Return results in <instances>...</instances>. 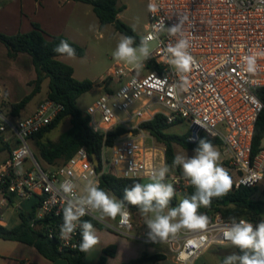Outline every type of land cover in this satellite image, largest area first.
<instances>
[{"label":"built area","instance_id":"obj_1","mask_svg":"<svg viewBox=\"0 0 264 264\" xmlns=\"http://www.w3.org/2000/svg\"><path fill=\"white\" fill-rule=\"evenodd\" d=\"M150 3L156 10H149L143 37L149 33L157 37L151 41L156 43L154 51L139 69L116 62L107 79L115 86L101 87L102 95L86 110L89 127L105 139L116 129L123 132L111 146H103L100 168L86 149L80 148L67 162L43 169L31 138L61 114L63 105L45 99L33 113L19 116L0 102V144L8 147V158L0 165L1 226L9 225L5 215L9 194L16 205L38 196L40 203L30 220L31 228L43 229L49 239L57 238L60 249L76 248L79 229L67 240L60 234L69 199L60 184L72 180L76 184L74 194L79 197L88 180H96L100 186L101 176L108 172L121 178L148 179L153 169L167 164L166 147L142 127L158 115L168 125L187 123L186 141L190 144L197 143L201 134L216 140L224 156L223 167L236 187L258 186L264 180V147L252 156L256 123L264 109L256 95V90L264 87V0H148ZM180 17L186 18L182 35L172 36L167 28L178 24ZM161 20L165 28L157 31ZM180 38L188 39V51L195 61L187 73H178L169 63L168 48ZM246 57L255 58L254 71H248ZM253 98L259 104L253 103ZM252 173L261 179L251 180ZM165 183H171L179 193L195 188L175 168L166 175ZM129 212L127 223L120 217L113 222L110 218L95 220L126 237L165 246L175 264H194L211 246L230 244L223 230L231 220L219 213L208 218L203 230L181 231L175 239L153 241L141 214ZM86 217L93 215L81 219ZM245 220L254 226L260 222ZM182 253L186 260L179 259Z\"/></svg>","mask_w":264,"mask_h":264},{"label":"trees","instance_id":"obj_2","mask_svg":"<svg viewBox=\"0 0 264 264\" xmlns=\"http://www.w3.org/2000/svg\"><path fill=\"white\" fill-rule=\"evenodd\" d=\"M74 1L90 5L99 20L101 28H104L108 24H114L118 31L125 36L134 37L135 44H139L142 38L118 17L124 9L123 6H118L119 0ZM61 40H66L76 50L75 56L82 57L85 55L84 48L75 41L64 35L47 36L38 24H34L33 29L28 33H18L16 35L0 33V42L7 48L8 55L15 58L20 53L28 54L32 58L36 70V79L33 81L34 88L32 92L21 101L12 104L11 112L14 115L20 116L33 96L40 92L45 78H49L47 99L53 100L64 107L61 114L50 125L34 134L31 138L36 148L35 151L33 150L34 155L42 168V164L52 167L67 162L80 148H85L90 157L96 154L101 158L103 146H111L116 137L120 133H123L121 129H116L109 132L105 139L103 134L94 132L89 127V116L79 108L77 101L81 95L93 88V82L87 79H76L73 67L59 59L63 55L54 52L53 49L59 45ZM256 95L264 105V87L258 88ZM65 119H69L70 121L69 129L56 140L49 139L47 135L56 129ZM174 125L166 124L164 118L160 115L142 125L158 143L166 147L168 165L172 164L173 158L176 155L175 145H180L189 150H194L198 146V142L190 144L186 141L189 131L183 135L170 133L169 129ZM201 138H206L213 144H219L216 140L208 139L204 134H201ZM263 147L264 109L256 123L252 143V156L257 155ZM5 148L8 149L7 146ZM175 169L181 173L180 167H175ZM229 175L231 176L230 173ZM232 180L233 186L231 190L225 195L214 197L211 205L207 208L201 207L198 210L199 213H203L208 218L219 213L226 220H231L230 218H235L236 220L245 218L254 222L264 220V202L255 199L258 187L244 184L236 187L233 178ZM136 182L142 183V181L137 179L116 177L113 173L108 172L101 176L100 187L110 195L122 199L125 187H130ZM194 192L195 188L189 189L187 193L175 191L169 207L177 206L181 199L190 197ZM8 199L9 205L12 206L15 203L14 196L9 194ZM39 203L40 199L38 196H34L23 202L16 211V221H10L7 227L0 225V239L18 241L32 246L52 261L63 258L67 260L68 264H86L84 260L86 253L81 252L79 248L81 243L80 235L76 248L60 249V243L57 238L49 239L43 229L35 230L31 228L30 220L35 215ZM125 203L127 204V202ZM127 207L132 212L140 213L137 206L128 204ZM83 220L91 221L94 228H107L92 217H86ZM115 249V246L105 248L97 264H107V257L113 256ZM236 251L239 253V249L236 248ZM165 258L164 254H149L145 251L138 258L124 264H144L148 261H160Z\"/></svg>","mask_w":264,"mask_h":264},{"label":"clouds","instance_id":"obj_3","mask_svg":"<svg viewBox=\"0 0 264 264\" xmlns=\"http://www.w3.org/2000/svg\"><path fill=\"white\" fill-rule=\"evenodd\" d=\"M149 10L155 12L156 6L149 4ZM185 17H180V22L167 28L170 35L181 33ZM165 25L161 20L157 31L164 30ZM182 35V33H181ZM157 37L149 33L143 37L139 44H135L132 36H123L112 53L117 62H124L137 69L143 67V61L148 59L150 42ZM190 43L186 38H180L168 48L171 54L169 63L178 73H187L195 63L189 53ZM54 52L75 57L76 50L66 40H61ZM248 71L255 70V58L246 57ZM252 102L259 104L255 98ZM194 155L186 156L176 154L172 164H165L159 169H153L148 174V183L136 182L130 187H125L122 199L110 195L99 186L96 180H88L84 186V194L77 197L74 194L76 184L66 179L60 184V189L69 199L63 209V223L60 225V234L63 239H70L71 235L79 229L81 252H89L99 243L93 224L89 220H82L85 215L92 214L93 219L102 220L110 218L115 220L120 217L122 223L130 219L127 205L137 206L145 217V224L149 229L148 236L155 241L157 238L167 240L175 239L181 231L203 230L207 227L208 217L199 213L201 207L211 205L214 197L225 195L233 186L229 172L221 164V153L214 144L206 138L198 141V146L193 150ZM180 167L183 176L195 187V192L190 197L180 200L179 204L169 207L175 195V188L171 183H165L166 175L172 168ZM87 179V178H85ZM251 180L261 179L252 173ZM127 202V204L125 203ZM231 223L223 230V237L232 246L239 249V253L226 256L222 264H264V221L255 226L245 219L230 218ZM180 260L187 257L182 253Z\"/></svg>","mask_w":264,"mask_h":264},{"label":"rangeland","instance_id":"obj_4","mask_svg":"<svg viewBox=\"0 0 264 264\" xmlns=\"http://www.w3.org/2000/svg\"><path fill=\"white\" fill-rule=\"evenodd\" d=\"M118 5L124 7L119 14V19L130 26L138 36L143 38L146 33V26L149 23L148 0H119ZM123 36L125 35L118 31L114 24H108L104 28H101L97 16L92 12L91 17L85 22L84 30L80 34H72L71 36L73 41L84 48L85 55L72 58H68L66 55L59 57L61 61L73 67L74 77L76 79H87L93 82V88L81 95L77 101V104L82 111L86 112L87 108L94 104V102L102 95L104 90L101 87L105 86L109 88L111 85L115 86L114 83L111 84L112 82L107 81V79L110 76L111 69L117 62L113 59L112 53ZM155 47L156 43L150 42V52L154 51ZM25 56L29 55L27 54ZM24 60L21 61V59H17V56L15 58L10 57L5 45L0 42V99L4 98L3 105L6 110H10L12 104L21 101L25 96L29 95L34 88V79H32L34 74L33 67L31 63L27 65L26 62L27 60L29 62V59ZM21 65H24L22 66V69H17L21 67ZM20 71H22V74ZM21 75L24 76L27 85L24 82H21V79L19 78ZM48 90L49 78H45L42 82L40 92L33 96L28 104L26 112L30 111L40 101L44 100L47 97ZM69 127L70 121L69 119H65L56 129L48 134L47 137L56 140L62 133L67 131ZM187 131H189V125L185 122L177 123L169 129L170 133L177 135H183ZM0 146L2 145L0 144ZM31 146L35 151L36 148L33 140H31ZM214 146L221 153L220 164L223 166L222 160L224 159V156L220 145L214 144ZM174 148L176 154L186 156L194 155L193 150L183 148L180 145H175ZM7 155L8 149L2 147L0 149V163ZM106 155L109 157L110 152L108 151ZM42 166L45 169L49 168L46 164H42ZM180 174H182V169ZM148 182H150L149 179L142 180V183ZM257 187L258 191L255 194V199L264 202V180L260 182ZM23 202H21L20 205ZM140 214L143 218L142 221L145 222V217L141 212ZM5 215L7 219L12 218L13 216H15L16 219V211H13L10 205L5 212ZM165 251L168 253L167 248ZM204 253L207 254L202 257L203 264H222V260L226 256L232 253H237V251L231 244H225L213 245Z\"/></svg>","mask_w":264,"mask_h":264},{"label":"crops","instance_id":"obj_5","mask_svg":"<svg viewBox=\"0 0 264 264\" xmlns=\"http://www.w3.org/2000/svg\"><path fill=\"white\" fill-rule=\"evenodd\" d=\"M92 12L90 5L74 0H0V33L6 35L28 33L33 29L34 24H38L47 36L64 35L73 40L72 34H80L84 30L85 22L91 17ZM25 55L27 54L20 53L17 59L19 58L21 61L29 59V62L27 60L26 63L27 65L31 63L34 72L32 79L35 80L36 70L32 58ZM22 66L24 65L17 69H22ZM20 73L22 74V71ZM19 78L21 82L27 85L24 76L21 75ZM42 101L26 112L28 103L21 115L27 116L33 113ZM0 102L4 104V98L0 99ZM2 147L4 146H0V149ZM7 158L8 155L4 157L0 165ZM19 206L20 204L16 205L14 203L11 209L17 211ZM117 219L118 217L111 220L116 221ZM10 221H16L15 216L10 218ZM94 229L99 238V243L86 253L84 259L86 264H97L99 258L103 255V250L109 246H115L116 249L113 256L107 257V264L127 263L138 258L145 251L149 254H164L166 258L160 261H148L144 264H175L171 257L166 254L165 246H154L126 237L108 228ZM205 254L207 253H202L194 264H203L202 257ZM0 264H68V262L63 258L52 261L32 246L18 241L0 239Z\"/></svg>","mask_w":264,"mask_h":264},{"label":"water","instance_id":"obj_6","mask_svg":"<svg viewBox=\"0 0 264 264\" xmlns=\"http://www.w3.org/2000/svg\"><path fill=\"white\" fill-rule=\"evenodd\" d=\"M94 165L97 167V168H100V158L96 155V154H93L92 157H91Z\"/></svg>","mask_w":264,"mask_h":264}]
</instances>
